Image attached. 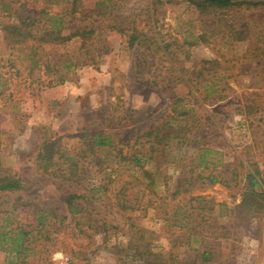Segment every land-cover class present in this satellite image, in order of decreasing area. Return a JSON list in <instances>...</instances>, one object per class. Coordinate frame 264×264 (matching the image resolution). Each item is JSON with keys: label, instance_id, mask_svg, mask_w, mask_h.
<instances>
[{"label": "rangeland", "instance_id": "rangeland-1", "mask_svg": "<svg viewBox=\"0 0 264 264\" xmlns=\"http://www.w3.org/2000/svg\"><path fill=\"white\" fill-rule=\"evenodd\" d=\"M233 1L201 13L189 0H77L72 21L71 0H0V176L21 183L0 194V264L59 253L72 264H264V0ZM22 14L37 17L35 43L5 29ZM119 24L140 43L129 48ZM76 30L92 34L62 40ZM160 126L171 139L145 168L151 183L128 162L105 176L88 167L78 184L35 167L44 137L70 156L94 134L144 153L137 138ZM109 151L95 154L109 163Z\"/></svg>", "mask_w": 264, "mask_h": 264}, {"label": "trees", "instance_id": "trees-1", "mask_svg": "<svg viewBox=\"0 0 264 264\" xmlns=\"http://www.w3.org/2000/svg\"><path fill=\"white\" fill-rule=\"evenodd\" d=\"M189 4L193 8L201 13L208 12L209 10H227L234 6L242 5V3L235 2L233 0H189ZM70 8L65 11V16L71 18L72 21L79 20V17L82 16L81 12L78 11L77 0H71ZM18 26H11L5 28L8 31V34L21 38V41L31 40L33 43L37 42L35 36L32 34V31L36 26L37 17L30 18L25 14L17 16ZM61 27V21L57 22V29ZM13 30L9 32V29ZM110 28L124 36L126 38V44L129 48H133L136 44L140 43L139 38L141 34L136 32L135 29L124 30L122 26L112 25ZM92 34L91 31L86 30H76L71 31L67 37L62 38L63 41H70L72 38L81 37L84 35ZM19 41V40H18ZM56 82L61 83V77L56 79ZM179 99L174 97L171 103L172 109L171 114L176 120V117L184 116L185 113L182 111H177V105ZM171 133H166L163 131L162 126L156 127L142 134L137 139H142L143 146H147V150L144 153H129V150L123 151V149H117L110 145V140L108 136L104 134H94L88 135L86 142L82 144L80 148L74 155H68L63 153L60 149L59 139H53L51 136L48 138H43L40 140L37 153L35 158V167L37 171L42 173L45 176H48L52 179H57L62 182H69L73 184H78V180L87 172V168L97 169L100 168L101 173L107 172L109 166L118 165L119 163H130L132 166L137 167L142 170L143 176L145 179L150 180V173L146 171V166L149 162L153 160V154L161 152L168 141L171 139ZM82 139L85 137H81ZM175 138V137H174ZM142 146V147H143ZM106 149H109V155L111 160L109 163L101 161L95 154L96 150H101L105 152ZM127 149V148H126ZM263 153H264V140H263ZM117 169V167H116ZM113 169L111 173L116 172ZM107 176V173H106ZM152 181L150 180V183ZM20 181L12 174L1 175L0 176V194L4 192H14L20 189ZM258 182L255 177L250 176L248 179V186L255 197H259L254 191L255 187H258ZM81 199L77 194L69 195L65 199V204L68 209L76 210V207L73 205V202ZM256 200V199H255ZM256 202H258L256 200ZM257 203L254 204V206ZM16 250H19V246L16 247ZM149 254V253H148ZM152 256V255H151ZM210 256L208 253H204L202 256V261H207V258Z\"/></svg>", "mask_w": 264, "mask_h": 264}, {"label": "built area", "instance_id": "built-area-1", "mask_svg": "<svg viewBox=\"0 0 264 264\" xmlns=\"http://www.w3.org/2000/svg\"><path fill=\"white\" fill-rule=\"evenodd\" d=\"M53 264H72L69 257L61 253L55 254L52 259Z\"/></svg>", "mask_w": 264, "mask_h": 264}]
</instances>
